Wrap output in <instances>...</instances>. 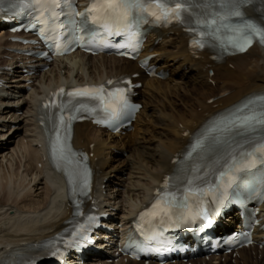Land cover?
Returning a JSON list of instances; mask_svg holds the SVG:
<instances>
[{
    "label": "bare ground",
    "instance_id": "obj_1",
    "mask_svg": "<svg viewBox=\"0 0 264 264\" xmlns=\"http://www.w3.org/2000/svg\"><path fill=\"white\" fill-rule=\"evenodd\" d=\"M247 11L261 18L253 7ZM11 36L0 22V264H15L16 255L39 247L66 226L72 213L62 175L48 166L39 124L40 97L63 80L84 83L125 73H139L136 81L143 82L136 98L143 106L134 130L113 133L91 122L76 125L75 146L91 155L95 169L93 200L111 214L113 228L107 233L109 241L99 245L105 255L89 257L83 264H145L117 255L119 239L174 173L197 129L215 113L264 94V46L217 61L211 51L195 52L184 30L157 31L143 54L153 55L150 65L157 70L168 71L164 80L145 73L135 61L113 55L76 51L42 61L20 52L29 46L12 42ZM124 151L129 154L123 159L119 153ZM261 208L264 216V203ZM230 227L223 221L219 229ZM255 237L258 245L238 250L235 257L221 254L171 264H264V231Z\"/></svg>",
    "mask_w": 264,
    "mask_h": 264
},
{
    "label": "rangeland",
    "instance_id": "obj_2",
    "mask_svg": "<svg viewBox=\"0 0 264 264\" xmlns=\"http://www.w3.org/2000/svg\"><path fill=\"white\" fill-rule=\"evenodd\" d=\"M189 76V75H188ZM165 80V79H164ZM142 88V87H141ZM209 102H212V99L209 101ZM134 130V129H133ZM132 130V131H133ZM153 136H157L155 133L153 134ZM154 139V138H153ZM120 155L119 156H121V157H123V159L125 158V157H127V155L129 154L128 153V151H124V152H122V153H119ZM16 165H18V164H16Z\"/></svg>",
    "mask_w": 264,
    "mask_h": 264
}]
</instances>
